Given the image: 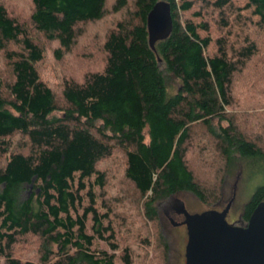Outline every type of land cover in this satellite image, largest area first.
Returning a JSON list of instances; mask_svg holds the SVG:
<instances>
[{
	"label": "trees",
	"instance_id": "16d2710c",
	"mask_svg": "<svg viewBox=\"0 0 264 264\" xmlns=\"http://www.w3.org/2000/svg\"><path fill=\"white\" fill-rule=\"evenodd\" d=\"M157 1L28 0L24 22L0 0V264H169L161 203L187 192L218 205L229 178L264 174V0L245 5L256 20L232 0H165L172 31L152 49ZM194 6L221 32L212 54L198 32L209 22L182 14ZM40 35L56 61L86 42L55 83L38 69ZM199 137L204 177L187 157ZM118 152L126 186L112 194ZM262 200L264 183L236 223ZM28 238L36 249L22 256Z\"/></svg>",
	"mask_w": 264,
	"mask_h": 264
},
{
	"label": "rangeland",
	"instance_id": "374dc122",
	"mask_svg": "<svg viewBox=\"0 0 264 264\" xmlns=\"http://www.w3.org/2000/svg\"><path fill=\"white\" fill-rule=\"evenodd\" d=\"M7 7L10 11V13L17 17L19 20L24 21L26 20L27 14L30 10V5L28 0H6ZM232 2L241 8V13L245 15H250L253 8H246L247 0H232ZM198 7L194 6L188 11H183L182 14L184 17H187L191 19L195 23H199L202 19L209 22L210 27L208 31H203L201 29H198V32L201 36L209 34L213 38V42H211L207 48V53L212 54L215 51V44L214 39L217 38L219 35H221V32L218 30L214 18L208 15H202V16H196L194 12L198 11ZM253 20L258 19V16H252ZM83 27L84 36L87 39V42L93 41L94 38L92 35L96 31L97 27L93 24H85L81 25ZM80 26V27H81ZM101 27L97 30V33H101ZM32 32V35H37L36 32ZM82 37H78L76 39V44L73 46L72 54L69 56L72 57L75 54L76 59H81V54L84 55V53L87 52L84 45H86V42H83ZM40 45L44 48L45 55L44 60L39 63L38 69L40 71V74L43 76L44 79H46L50 84L55 83L56 80V68L57 67H69L71 60L68 61L69 58L65 57L61 61H56V57L53 54V49L56 46L55 43H48L45 39L42 38L40 35ZM90 49V48H88ZM250 68V67H249ZM6 73H9V68L7 66V63L5 59L3 58V54L0 51V75L1 76H7ZM175 88V86L173 87ZM198 145L193 147L188 152V159L190 162L191 167L195 168V172L197 175H203L206 169L201 164V157L204 155L200 152V145H205L207 139L199 137L197 139ZM103 167H106V164H104ZM110 169V173L112 175V180L109 183V192L114 194L118 187H122L124 189L125 182L121 179V167H122V154L118 152L116 154L115 160L113 163H110L107 165ZM204 173V174H203ZM264 174L254 172V171H247L244 172V174L241 176H234L227 180L226 185L223 188V195H224V203L218 205H209L202 203L199 201L195 196H193L190 193L187 192H181L178 193L163 203L159 205V213H160V221L163 225L164 232L168 238L169 246H170V254H169V264H184L185 258H184V249L185 244L187 240V233H186V227L185 225H173L170 221V218H172L174 221L178 220L177 215L170 214L167 216L165 212H169V206L172 204L173 198H179L184 201L185 206L189 212H201L206 209H222L227 200H229L233 193H234V200L232 202L231 208L227 214V220L229 222H239L241 213L243 212V208L245 204L250 200L254 190L257 186L264 183ZM115 187V189H113ZM239 224V223H238ZM29 240H25V244L21 247H27L25 249H20L19 253L22 256H29L31 255L32 251H35L36 249V241L33 238H28ZM101 247H106L104 243H100ZM151 252H149V257H151Z\"/></svg>",
	"mask_w": 264,
	"mask_h": 264
},
{
	"label": "water",
	"instance_id": "95a60500",
	"mask_svg": "<svg viewBox=\"0 0 264 264\" xmlns=\"http://www.w3.org/2000/svg\"><path fill=\"white\" fill-rule=\"evenodd\" d=\"M148 42L152 49L172 31L170 3L159 0L146 17ZM234 193L222 209L189 212L183 200L173 198L172 208L183 215L187 240L184 264H264V200L259 202L244 225L229 222L227 214ZM170 221L173 225L172 218Z\"/></svg>",
	"mask_w": 264,
	"mask_h": 264
},
{
	"label": "flooded vegetation",
	"instance_id": "af4514ba",
	"mask_svg": "<svg viewBox=\"0 0 264 264\" xmlns=\"http://www.w3.org/2000/svg\"><path fill=\"white\" fill-rule=\"evenodd\" d=\"M169 212H165V214L167 215V216H169L170 214H172V215H177L179 218H178V220L177 221H174L173 219V222L174 223H181V224H178V225H184V224H182V221H183V219H184V217H183V215H181V214H177V213H175V211L173 210V208H172V204L169 206Z\"/></svg>",
	"mask_w": 264,
	"mask_h": 264
}]
</instances>
